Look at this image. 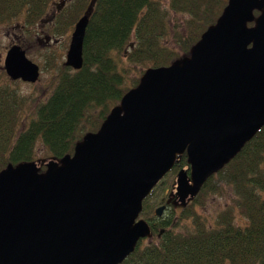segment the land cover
I'll return each mask as SVG.
<instances>
[{
    "label": "water",
    "instance_id": "1",
    "mask_svg": "<svg viewBox=\"0 0 264 264\" xmlns=\"http://www.w3.org/2000/svg\"><path fill=\"white\" fill-rule=\"evenodd\" d=\"M90 6L67 51L75 70L84 65ZM4 68L13 81L41 76L19 43ZM263 126L264 0H228L189 55L147 68L73 154L50 158L45 170L31 160L0 171V264L123 263L152 237L144 201L183 154L175 194L186 206Z\"/></svg>",
    "mask_w": 264,
    "mask_h": 264
},
{
    "label": "trees",
    "instance_id": "2",
    "mask_svg": "<svg viewBox=\"0 0 264 264\" xmlns=\"http://www.w3.org/2000/svg\"><path fill=\"white\" fill-rule=\"evenodd\" d=\"M50 1L0 0V22L25 13L26 22L34 24L48 13ZM227 2L222 0L213 14L201 10L198 17L184 21L185 33L176 28L175 49L165 44L169 15L158 0H74L69 13L58 14L52 33L69 31L93 3L84 65L79 70L60 65L53 91L46 100H33L32 111L25 110L26 97L0 84V171L9 163L36 160L39 143L56 159L73 154L84 134L97 131L112 107L140 82L130 65L167 66L189 55ZM187 165L183 154L170 171L172 177ZM156 187L145 199L142 214L155 239L140 241L121 264H264V127L180 212L168 204L167 218L156 215V208L167 204L165 196L153 200ZM226 188L234 195L231 204L215 220L202 214L207 191L218 194ZM184 219L193 222L192 228L178 229V220Z\"/></svg>",
    "mask_w": 264,
    "mask_h": 264
},
{
    "label": "rangeland",
    "instance_id": "3",
    "mask_svg": "<svg viewBox=\"0 0 264 264\" xmlns=\"http://www.w3.org/2000/svg\"><path fill=\"white\" fill-rule=\"evenodd\" d=\"M74 0H51L49 3L48 13L37 20L36 23L26 22V15L22 13L18 17H14L12 20H6L0 22V84H9V86L15 88L18 94L22 97H26L25 110H34V102H41L46 100L47 97L54 89L57 75L60 70V65L66 61L67 51L69 49L71 35L74 30V26L69 31L62 35H54L53 28L57 25L58 14L62 12H70L71 4ZM161 2L162 7L168 12L167 19V32L169 35L165 39V44L170 45L175 49H179L178 42L175 41V30L179 29L180 32L185 33V22L190 18L198 17L201 10L208 11L211 14L218 7L222 0H158ZM228 3V2H227ZM55 24V25H54ZM177 28V29H176ZM15 43H19L27 52L30 59L37 62L41 66V76L37 83H27L23 81H14L9 79L7 71L4 68V61L9 47ZM181 55L183 52H180ZM183 55L181 58L185 57ZM123 61L125 65H128L126 59ZM179 59V58H178ZM149 64L130 65L135 68L133 72L138 75V78L142 76L145 70L149 67ZM34 114V113H32ZM38 153L36 161L42 167L50 156H47V152L43 149L42 144H38ZM187 166L183 168H187ZM180 170V169H179ZM178 173V172H177ZM171 175V177H169ZM173 173L169 172L154 192L153 200L159 199L165 196L167 202L166 205H174L177 212L182 210V206L179 203L178 197L176 196V185H177V174L172 177ZM169 177V178H168ZM168 178V179H167ZM165 189V190H164ZM205 197V206L200 209L201 213L205 216L215 220L218 214L226 208L227 205L231 204L232 198H234L232 189L226 188L222 193L213 194L211 191H207ZM190 199L188 203L191 201ZM169 205V206H170ZM200 213V214H201ZM168 212L164 214L167 218ZM142 217H144L142 215ZM146 218V217H144ZM237 219L241 222L244 220L243 216L238 215ZM181 226L192 228L193 222L190 219L178 220ZM155 237H149L142 240L145 244L154 240Z\"/></svg>",
    "mask_w": 264,
    "mask_h": 264
},
{
    "label": "bare ground",
    "instance_id": "4",
    "mask_svg": "<svg viewBox=\"0 0 264 264\" xmlns=\"http://www.w3.org/2000/svg\"><path fill=\"white\" fill-rule=\"evenodd\" d=\"M217 19H218V18H217ZM206 30H207V29H206ZM134 87H135V86H134ZM132 88H133V87H132ZM107 116H108V115H107ZM263 127H264V126H263ZM263 127H262V128H263ZM262 128H261V129H262Z\"/></svg>",
    "mask_w": 264,
    "mask_h": 264
}]
</instances>
